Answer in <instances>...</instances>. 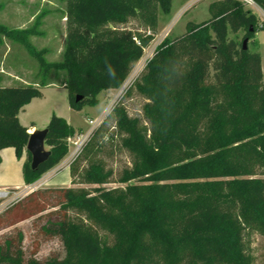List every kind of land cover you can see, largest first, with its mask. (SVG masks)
<instances>
[{
	"label": "trees",
	"instance_id": "16d2710c",
	"mask_svg": "<svg viewBox=\"0 0 264 264\" xmlns=\"http://www.w3.org/2000/svg\"><path fill=\"white\" fill-rule=\"evenodd\" d=\"M56 1L65 3L67 24L59 62H47V51L31 45L35 27L0 25V40L21 45L38 62L33 82L7 85L0 76V150L14 148L18 159L29 138L20 110L54 84L66 90L72 111L98 105L99 94L121 86L152 39L106 24L135 18L155 32L158 14L167 16L173 0ZM252 1L264 12V0ZM208 12L183 36L163 40L140 76L149 134L121 109L104 120L126 135L122 145L134 158L118 181L125 187L103 189L110 173L94 164L86 178L93 191L31 192L11 207L12 224L35 217L37 236L59 241L62 254L26 257L18 232L0 242V264H253L244 236L264 237V83L260 54L228 35L243 32L251 41L258 20L239 0L214 1ZM45 129L50 155L32 170L26 151V186L62 161L76 133L55 114Z\"/></svg>",
	"mask_w": 264,
	"mask_h": 264
},
{
	"label": "rangeland",
	"instance_id": "374dc122",
	"mask_svg": "<svg viewBox=\"0 0 264 264\" xmlns=\"http://www.w3.org/2000/svg\"><path fill=\"white\" fill-rule=\"evenodd\" d=\"M218 0H173L170 13L167 16L158 14L156 31L152 32L142 22L135 18H128L126 23H110L106 27L116 30H126L151 36L149 45L143 50L142 57L135 63L126 75L120 87L99 96V104L95 107H84L80 111L69 108L67 92L60 84H54L44 91V97L28 112L23 122L35 130H44L52 114L65 119L76 130L68 140V153L62 161L43 175L36 183L20 190H0L7 196L0 198V242L6 237L21 232L23 235L22 248L26 257L33 255L43 259L52 253L62 254L61 244L57 240H42L37 236L35 217L12 224L13 212L11 207L35 190L51 187L45 179L57 172L59 179L69 174L70 183L67 188L93 191L96 185L87 183V174L92 165H101L105 172L110 173L108 183L101 187L106 190L123 188L119 183L122 172L130 168L133 156L122 145L126 135L120 131L113 120L104 122L115 108L124 111L129 119H138L143 127L150 130V125L144 117L143 108L148 100L137 90L140 76L155 53L159 44L165 40H175L183 36L188 24L197 25L210 18L208 6ZM245 9L251 11L258 20L259 30L251 41H247L246 48L250 52H257L261 57V71L264 83V12L255 4L243 2ZM37 23V24H36ZM0 25L7 29H31L39 33L29 38L31 45L37 50H46L44 55L47 62H59L65 45L66 20L65 3L56 0H0ZM36 25V26H35ZM229 39L243 43V32L229 33ZM38 62L29 56L19 44L6 38L0 40V76L5 84H23L38 80ZM22 75L23 80L16 76ZM54 74H51V77ZM42 91V90H41ZM70 113V114H69ZM93 121L94 126L89 124ZM78 143L79 147H75ZM46 150L49 148L46 146ZM73 169V175L70 169ZM131 183H140L138 181ZM64 187V186H63ZM53 201L48 200L51 205ZM50 207V206H48ZM75 216L74 214H71ZM100 235H105L100 232ZM107 236V235H106ZM253 257V264H264V237L257 233L244 236ZM34 252V254H32Z\"/></svg>",
	"mask_w": 264,
	"mask_h": 264
},
{
	"label": "crops",
	"instance_id": "0c3cea01",
	"mask_svg": "<svg viewBox=\"0 0 264 264\" xmlns=\"http://www.w3.org/2000/svg\"><path fill=\"white\" fill-rule=\"evenodd\" d=\"M51 87L52 86H47L45 88H42L41 97L33 99L28 105L24 106L18 114V120L23 127L27 128L28 134L32 133L36 128H35L34 123H32L30 126H27L23 122V119L28 114V112L33 110L36 104H38L37 101L44 97V94H43L44 91ZM111 91H113V89L102 91L99 94V96L103 92L109 93ZM99 96H98V100H99ZM67 123L70 124L68 120H67ZM0 160H1L0 162V190H20V189L29 187L24 184L23 175H22L23 164L26 160V150L22 153L21 158L18 159L16 157L14 148H11V147L4 148L0 150ZM57 175H58L57 172L52 173L45 179V181L47 183H50L51 187H57V188L63 187V186L66 187L67 184L70 183V177L68 173L62 179H59V176Z\"/></svg>",
	"mask_w": 264,
	"mask_h": 264
},
{
	"label": "water",
	"instance_id": "95a60500",
	"mask_svg": "<svg viewBox=\"0 0 264 264\" xmlns=\"http://www.w3.org/2000/svg\"><path fill=\"white\" fill-rule=\"evenodd\" d=\"M247 40H244L242 45L243 49H246ZM47 131L44 130H34L29 134V138L25 147V150L31 156V169L36 170L41 164L46 162L49 158L50 152L45 149V137Z\"/></svg>",
	"mask_w": 264,
	"mask_h": 264
},
{
	"label": "built area",
	"instance_id": "2783aa9c",
	"mask_svg": "<svg viewBox=\"0 0 264 264\" xmlns=\"http://www.w3.org/2000/svg\"><path fill=\"white\" fill-rule=\"evenodd\" d=\"M239 1H242V2L248 3V4H250V5H251V4H252V5L254 4V2H253L252 0H239ZM89 124L92 125V126H94L95 123H94L93 121H89ZM68 140H69V139H68ZM74 145H75V147H79L78 143H75ZM4 196H7V193L4 192V191H0V198H1V197H4Z\"/></svg>",
	"mask_w": 264,
	"mask_h": 264
},
{
	"label": "clouds",
	"instance_id": "9594fccd",
	"mask_svg": "<svg viewBox=\"0 0 264 264\" xmlns=\"http://www.w3.org/2000/svg\"><path fill=\"white\" fill-rule=\"evenodd\" d=\"M106 71H107L109 76L114 75V69L112 68V66L110 64L106 65Z\"/></svg>",
	"mask_w": 264,
	"mask_h": 264
}]
</instances>
